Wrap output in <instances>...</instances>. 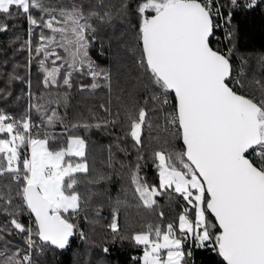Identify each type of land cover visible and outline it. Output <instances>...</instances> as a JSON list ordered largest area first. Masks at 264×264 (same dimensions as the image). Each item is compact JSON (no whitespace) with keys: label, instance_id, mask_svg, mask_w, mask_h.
Returning <instances> with one entry per match:
<instances>
[{"label":"snow or ice","instance_id":"1","mask_svg":"<svg viewBox=\"0 0 264 264\" xmlns=\"http://www.w3.org/2000/svg\"><path fill=\"white\" fill-rule=\"evenodd\" d=\"M46 3L0 0V17L26 16L30 51L33 29L40 28L41 42L35 52L44 56L39 65L45 87L60 86L58 77L62 76L63 86L72 88L73 74L83 73L85 68L93 81L91 88L100 87L98 78L108 80L109 76L105 70H97L89 56V36L96 38L89 19L110 21L113 12L107 10L101 15L96 10L104 7V0H97L87 14L82 4L50 8ZM256 3L246 0L247 7ZM231 4L235 6L237 0H231ZM213 8L214 0H137L141 54L136 64L147 80L144 89L151 92L145 103L151 101L153 110L163 114L165 145L171 138L173 142L182 141V149L154 152L158 186L142 182L137 173L132 174L131 182L148 208L156 204L153 197L167 193L171 199L173 192L187 204L178 216V232L172 223L166 229L149 224L145 231L131 236L142 249V255L133 258L140 264H188L192 252L184 251L187 240H192L196 248L211 247L225 264H264V96L256 100L238 91L237 86L244 89L245 85L239 78L232 79L229 58L210 46ZM33 9L40 15L34 16ZM128 11V0H120L115 14L124 17ZM219 13V7H215V14ZM7 28V23L0 20V32ZM57 47L63 49L64 56L57 53ZM50 56L55 59L49 68L45 62ZM56 61L62 63L57 65ZM256 83L264 88L260 81ZM146 118L144 107L138 114L128 113V134L137 145L142 143ZM60 119L53 111L46 124L52 127ZM112 123L115 121H104L103 126ZM92 126L72 125L86 129ZM38 127L30 119L15 120L0 112V176L11 175L15 196L22 201L9 211L14 199L9 185L7 197L0 191V212L11 217L9 223L17 233H27L29 249L23 254L19 248L10 251L12 241L4 234L11 235V230L7 225L0 226V264H33L30 250L35 246L34 235L63 249L76 227L69 216L87 204L75 191L77 180L73 175L88 172L87 164L65 161V157H84V140L70 137L66 149L50 150L49 133H33ZM23 208L34 216V227H26L17 219ZM190 209L194 210V220L189 218ZM109 227L113 233L118 232L115 214ZM103 251L107 253L108 249Z\"/></svg>","mask_w":264,"mask_h":264},{"label":"trees","instance_id":"2","mask_svg":"<svg viewBox=\"0 0 264 264\" xmlns=\"http://www.w3.org/2000/svg\"><path fill=\"white\" fill-rule=\"evenodd\" d=\"M73 3L82 4L87 14L89 9L96 6L97 0H47L46 6L71 8ZM128 3V15L120 17L115 14L120 0H104V7L96 10L101 15L111 10L113 18L103 22L95 17L89 19L96 29L92 34L96 38L92 40L89 36V56L97 70L103 69L109 76L108 80L98 78L100 87L96 89L91 88L93 81L87 74V68L83 73L73 74L72 88L63 86L62 76L58 77L60 86L45 87L44 72L39 65L44 56L43 53L37 55L35 52L41 42L40 28L33 29L30 51L26 43L29 40L26 16L0 17L8 25L7 31L0 32V112L11 114L17 119L27 117L33 124H40L41 128L35 129L33 133H49L50 150L65 148L70 135L79 136L85 142L84 157H65V161L87 164L88 172L73 174L77 180L75 191L87 204L77 214L69 216L76 227L63 249L40 241L38 236L32 237L35 243L30 250L33 264H140L139 260L133 258L141 256L142 249L131 240L132 235L145 231L149 224L166 229L172 223L175 230L179 231L178 216L187 206L182 197L173 192L170 199L164 193L153 197L156 204L148 208L131 182L132 174L137 173L142 182L158 186V161L154 158V152L165 148L171 150L172 147L179 151L182 145L171 138H168L169 144L165 145L166 134L161 131L163 114L153 110L151 101L145 103L151 92L144 89L143 84L147 80L142 78L136 64L141 54L137 39V0H128ZM214 3L219 6L228 23L223 31V39L210 38V46L229 58L233 68L232 79L239 78L245 85L244 89L237 86V90L259 100L264 96V88L256 83L260 81L264 84V0H257L252 7L246 6V0H237L235 6L231 0H214ZM32 14L40 15L35 9ZM44 32L50 34L48 29H44ZM56 51L61 56L65 55L59 47ZM53 59L55 57L50 56L45 62L47 67L53 66ZM60 63L62 61H56L57 65ZM170 96L174 105L173 93ZM101 105L105 107L101 108ZM141 107L146 109L147 118L142 125V143L137 145L128 134V113L138 114ZM53 111L61 119L49 127L46 120ZM104 121L115 123L103 126ZM83 123L93 126L87 129L72 127L73 124ZM97 123L102 126L95 127ZM101 176L105 178L94 182ZM9 185L14 197L9 208L12 211L22 201L15 196L16 185L11 175L0 176V191L5 197L9 193ZM114 214L117 233H113L109 227ZM189 218L193 220L194 210L190 209ZM10 219V216L0 212V226L7 225L11 230V235L4 234L7 240L12 241L10 251L19 248L23 254L29 251L25 243L27 233H17L12 229ZM17 219L26 227H34V218L26 208L20 211ZM104 248L108 249L107 253L103 251ZM189 250L192 257L188 259V264H225L211 247L196 248L192 240H187L184 251Z\"/></svg>","mask_w":264,"mask_h":264},{"label":"built area","instance_id":"3","mask_svg":"<svg viewBox=\"0 0 264 264\" xmlns=\"http://www.w3.org/2000/svg\"><path fill=\"white\" fill-rule=\"evenodd\" d=\"M215 7H219V6L216 3H214V8H213L214 15L212 17L214 29H213V34L210 38L213 40H221V39H223V31H224L225 25L228 23V20L221 14V11H220L219 15H216L215 14ZM8 116H10V115H8ZM37 126H39L38 128H40L39 124ZM35 129H37V128H34L32 131H34Z\"/></svg>","mask_w":264,"mask_h":264},{"label":"rangeland","instance_id":"4","mask_svg":"<svg viewBox=\"0 0 264 264\" xmlns=\"http://www.w3.org/2000/svg\"><path fill=\"white\" fill-rule=\"evenodd\" d=\"M5 114V113H4ZM6 115H10L11 117H13V118H15L14 116H12L11 114H6ZM25 118H27V117H24V119ZM16 120H23V119H17V118H15ZM28 119V118H27ZM36 125H38V124H36ZM40 125V124H39ZM40 128H41V125H40ZM72 136H74V135H72ZM79 137V136H78ZM79 138H81V137H79ZM21 152L22 153H25L26 152V149H21ZM193 220H194V218H193ZM179 229V228H178ZM136 234V233H135Z\"/></svg>","mask_w":264,"mask_h":264},{"label":"crops","instance_id":"5","mask_svg":"<svg viewBox=\"0 0 264 264\" xmlns=\"http://www.w3.org/2000/svg\"><path fill=\"white\" fill-rule=\"evenodd\" d=\"M70 137H78V136H72V135L68 136V137H67V141H66L65 149L67 148V142H68V139H69ZM41 138H42V137H41ZM26 152H27V149H26ZM76 163H78V162H76ZM79 163H84V162H81V161H80ZM73 164H75V163H73Z\"/></svg>","mask_w":264,"mask_h":264},{"label":"water","instance_id":"6","mask_svg":"<svg viewBox=\"0 0 264 264\" xmlns=\"http://www.w3.org/2000/svg\"><path fill=\"white\" fill-rule=\"evenodd\" d=\"M215 50V49H214ZM222 54V53H221ZM173 95H174V93H173ZM181 142V145H182V141H180ZM33 218H34V216H32ZM70 239V238H69Z\"/></svg>","mask_w":264,"mask_h":264}]
</instances>
